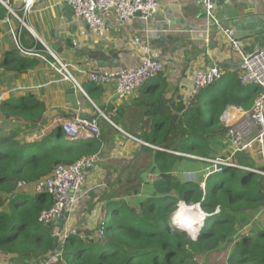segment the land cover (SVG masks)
I'll return each mask as SVG.
<instances>
[{"label": "trees", "instance_id": "trees-1", "mask_svg": "<svg viewBox=\"0 0 264 264\" xmlns=\"http://www.w3.org/2000/svg\"><path fill=\"white\" fill-rule=\"evenodd\" d=\"M6 12L0 3V16ZM15 52L5 67L18 74L38 62ZM202 93L186 109L179 105V116L159 119L161 129L143 132V141L168 150L148 148L154 174L134 180L124 188L126 194L106 193L95 226L76 228L56 241L58 221L46 225L37 220L40 210L50 206V196L27 194L19 186L33 185L58 164L96 153L101 138L67 140L57 125L54 132L26 141L35 125H45L43 102L33 95L0 99V256L13 255L22 264H39L51 254H58L52 264H264V223L253 220L264 212V178L239 168H224L199 181L178 177L179 162L198 159L170 151L212 158L217 144L224 147L226 132L218 116L231 100L220 96L209 104ZM179 201L199 203L207 215L195 240L171 221Z\"/></svg>", "mask_w": 264, "mask_h": 264}, {"label": "crops", "instance_id": "crops-1", "mask_svg": "<svg viewBox=\"0 0 264 264\" xmlns=\"http://www.w3.org/2000/svg\"><path fill=\"white\" fill-rule=\"evenodd\" d=\"M159 2L156 13L145 21L134 18L120 25L114 14L109 13L110 31L101 36L95 35L82 18L72 14L66 0H34L26 11L22 8L23 0H11L16 15L6 10L0 16V99L33 95L45 106V125L41 129L35 125L28 133L31 140L54 132L61 120L71 117L91 118L100 129L97 151L100 160L88 170L86 183L77 193L76 202L56 223L54 233L61 232L60 236L71 226H95L102 196L112 192L119 194L120 190L135 184L134 180L141 178L140 173L146 174V178L154 174L150 147L142 146L125 133L142 140L143 132L163 127V124L157 126V122L164 120L165 115L175 113L179 116L176 108L184 105L192 95L196 70L216 66L226 71L222 79L202 89L200 97L206 103L224 96L231 100L224 108H246L260 92L256 85L241 86L238 83L234 71L239 54L224 35L212 30L201 0ZM214 13L220 21L219 26L235 30L245 52H253L264 45V0H214ZM17 34L25 47L35 48L41 55L35 57L36 64L20 74L5 67L6 60L13 55L11 51H15L13 35ZM208 35L213 39L212 46L206 49L213 55L212 66L208 65L202 50ZM135 37L162 50L165 69L162 74L144 82L135 95L118 102L111 84L90 83L85 71L97 68L96 61L100 58V64L105 65L103 68H112L108 67L110 65L117 69L137 67L139 48ZM58 62L67 66L85 94L49 65L53 63L58 67ZM83 86H92V89L85 91ZM103 129L108 132V137H104ZM212 140L209 141L214 145ZM217 145L215 155L230 150L227 140L223 141L224 147ZM233 160L239 165H260L257 148L238 152Z\"/></svg>", "mask_w": 264, "mask_h": 264}, {"label": "built area", "instance_id": "built-area-1", "mask_svg": "<svg viewBox=\"0 0 264 264\" xmlns=\"http://www.w3.org/2000/svg\"><path fill=\"white\" fill-rule=\"evenodd\" d=\"M34 0H23L22 8L26 11ZM72 14L82 18L90 30L97 36L104 35L110 31L111 23L107 15L114 14L117 22L126 24L134 18L147 20L152 17L160 6L159 0H66ZM0 3L12 14L16 15L11 6V0H0ZM206 15L209 17V25L212 30L221 33L227 39L228 44L239 54V62L234 71L235 78L241 86L256 85L260 92L251 104L246 108H235L229 106L221 110L218 122L224 128L226 140L230 145V155L221 158H202L212 166L211 172H221L225 167L247 170L252 174L264 178V45L253 52H245L242 42L235 30L230 27L219 26V19L214 13V0H201ZM134 32V31H133ZM134 41L139 48V65L137 67L125 68H94L85 71L88 82L97 85L113 86V96L116 101L121 102L132 97L138 88L147 80L162 74L165 66L162 62V50L153 48L147 41L135 37ZM15 50L23 56L41 57L35 48H27L20 42L19 36L13 35ZM78 47L81 44L75 43ZM54 69L62 75L64 80H70L80 89L75 78L69 72L66 65L58 62ZM226 71L220 67L201 68L193 74V92L185 101L183 109L190 104L193 98L202 89L225 76ZM100 115L102 113L100 112ZM63 135L68 140L98 138L100 129L95 120L71 117L60 121ZM130 138L137 140L131 135ZM140 143H146L138 140ZM257 148L260 157V165L248 167L230 161L231 156L242 151ZM100 160L98 153L83 155L70 164H58L50 174L43 177L34 184L36 192H45L51 198V205L40 210L37 220L43 224H54L63 218L64 212L71 209L77 200V193L86 182V172ZM76 229L70 227L63 232L67 238L75 234ZM60 233H55L59 235ZM103 230H99L97 236L101 237ZM58 259V254H51L43 259L40 264H52Z\"/></svg>", "mask_w": 264, "mask_h": 264}, {"label": "rangeland", "instance_id": "rangeland-1", "mask_svg": "<svg viewBox=\"0 0 264 264\" xmlns=\"http://www.w3.org/2000/svg\"><path fill=\"white\" fill-rule=\"evenodd\" d=\"M7 10V9H6ZM8 11V10H7ZM19 39H20V37H19ZM21 42V41H20ZM22 44V43H21ZM14 45V44H13ZM23 45V44H22ZM24 46V45H23ZM14 48H15V46H14ZM27 48H30V47H27ZM62 121V120H61ZM58 125H60V122H59V124ZM61 126V125H60ZM104 130V137H108V135H107V131H106V129H103ZM104 137H102V139L104 140ZM32 139V136H29V135H27L26 137H25V140L26 141H32L31 140ZM228 142V141H227ZM229 144V143H228ZM210 146H213V148L215 149L216 147H215V145H212L211 143H210ZM218 146V145H217ZM230 146V145H229ZM231 152V151H230ZM230 152H225L224 154H218V155H215V156H213L212 158H216V157H221V158H225V157H227V156H229L230 155ZM237 153H235V154H233L232 156H231V159L229 160V162L230 161H234L233 159H234V157H235V155H236ZM182 162H183V164L181 163V162H179L180 163V166L177 168L178 170H176V171H178L177 173H178V177L182 180V181H185V180H190V179H195V180H197V181H199L200 180V178L204 175V177L206 178L208 175H209V170L211 169L210 168V166H209V164L208 163H206V162H203V161H194V160H188V159H183L182 160ZM258 163L260 164V157H259V161H258ZM248 167H254V166H252V165H249L248 164ZM225 168H231V167H225ZM126 176H128L129 174H125ZM140 176H141V178H144V180L146 181V174H144V173H140ZM201 186H202V184H201ZM19 189L21 190V191H23V192H26L27 194H33L34 193V187H33V185H20L19 186ZM120 192H121V194L123 195V194H126L127 192H126V190L125 189H122V190H120ZM192 203H190V204H187V203H184L183 201H179L178 202V204H177V208H176V210H178L180 207H181V205H184V206H187V207H190V208H192L191 210L194 212V213H196L197 214V212H196V205H194L193 207H191L192 205H191ZM202 212H203V210L202 209H200ZM98 211V210H97ZM204 213V212H203ZM264 214V212H259L258 214H256L254 217H253V220H258V221H260V223H264V219H263V217H262V215ZM207 217V215L205 216V218ZM200 224L202 225V223L200 222ZM198 225V228H201V225ZM176 225V224H175ZM197 228V229H198ZM183 230L189 235V233L183 228ZM190 236V235H189ZM197 236V235H196ZM61 238L63 239L64 237H63V234H62V236H61ZM212 257V255H210V258ZM209 258V259H210ZM0 264H22L21 262H20V260L18 259V258H15L13 255H3V256H0ZM40 264V263H39Z\"/></svg>", "mask_w": 264, "mask_h": 264}, {"label": "clouds", "instance_id": "clouds-1", "mask_svg": "<svg viewBox=\"0 0 264 264\" xmlns=\"http://www.w3.org/2000/svg\"><path fill=\"white\" fill-rule=\"evenodd\" d=\"M36 57V56H35ZM100 112V111H99ZM183 112V110L181 111V113ZM100 115V114H99ZM92 120V119H91ZM126 135H129V134H127V133H125ZM132 136V135H131ZM99 137H100V135H99ZM98 137V138H99ZM134 138H136L135 136H133ZM65 138V137H64ZM98 138H94V139H98ZM90 139H92V138H90ZM132 139V138H131ZM137 140H135V139H133V140H135V141H137L139 144H141L142 146H145L146 148H148V147H150L151 149H160V150H162V151H168V150H163V149H161V148H159V147H157V146H155V145H152V144H150V143H147V142H145V141H143V140H141V139H139V138H136ZM68 140V139H67ZM138 140H140V141H142V142H144V143H146L147 145H145V144H142V143H140ZM170 152H172V153H174V154H178V155H184V156H186V157H189V158H193V159H198V160H201L200 159V157L199 156H197V155H192V154H183V153H179V152H175V151H170ZM96 153H98V152H96ZM91 154H93V153H91ZM99 154V153H98ZM88 155V154H87ZM100 157V156H99ZM202 158H210V157H202ZM201 161H204V160H201ZM204 162H206V163H208L209 164V166H210V170H209V174L210 173H214V172H211L212 171V166H211V164L209 163V162H207V161H204ZM95 166V165H94ZM92 168V167H91ZM88 172V171H87ZM87 172H86V174H87ZM51 173V172H50ZM49 173V174H50ZM219 173V172H218ZM47 176V175H46ZM203 178H205L204 176H203ZM86 183V182H85ZM35 184V183H34ZM34 184H33V187H34ZM83 187V186H82ZM201 187H203V184H202V186ZM34 192H36L35 190H34ZM79 192V191H78ZM51 205V204H50ZM192 206L191 207H193L194 205H198L199 207H200V205H199V203H194V204H191ZM201 208V207H200ZM67 211V210H66ZM65 211V212H66ZM176 211V210H175ZM174 211V212H175ZM216 211L218 212L219 211V209H216ZM65 212H64V214H65ZM174 212H173V214H172V216H171V221H172V223L175 225L176 224V226L178 227V228H181L182 230H183V228L189 233V235H190V237H191V239L192 240H195L196 239V235H198V232H199V230H200V228H198L197 229V227H194V225H199L200 224V222L202 223V225H203V223H204V220H205V216H206V213L204 212H200L197 216H195V217H184V216H182V215H180V213L178 212L176 215H179V222H180V224H178V223H176L175 222V220H176V216H174ZM38 216V215H37ZM63 217H64V215H63ZM63 219V218H62ZM61 219V220H62ZM58 221H60V220H58ZM201 225V224H200ZM201 225V226H202ZM71 227H74V226H71ZM70 228V227H69ZM68 228V229H69ZM75 228V227H74ZM68 229H65V230H68ZM76 229V228H75ZM65 230H63V232L65 231ZM63 232H62V234H63ZM59 233V232H58ZM60 234H61V232H60ZM60 234L59 235H55V233H54V236H56L57 238L58 237H61L60 236Z\"/></svg>", "mask_w": 264, "mask_h": 264}, {"label": "water", "instance_id": "water-1", "mask_svg": "<svg viewBox=\"0 0 264 264\" xmlns=\"http://www.w3.org/2000/svg\"><path fill=\"white\" fill-rule=\"evenodd\" d=\"M67 7L68 8H70V6H69V4H67ZM219 33V32H218ZM221 34V33H220ZM222 35V34H221ZM210 36H212V35H208V39H207V44L202 48V50H203V53L206 55V60H207V62H208V65H210V66H212L213 65V63L210 61L211 59H213V55H211L209 52H207V48H209L210 46H212V43H213V39L212 38H210ZM101 59V58H100ZM100 59L98 60L97 59V61H96V63H97V68H103L105 65H102V64H100ZM111 61H113V60H111ZM114 63V62H113ZM108 67H112V68H114V66L113 65H110V66H108ZM84 119H86V120H91V118H87V117H85ZM56 239H57V237L56 236H54V240L56 241Z\"/></svg>", "mask_w": 264, "mask_h": 264}, {"label": "bare ground", "instance_id": "bare-ground-1", "mask_svg": "<svg viewBox=\"0 0 264 264\" xmlns=\"http://www.w3.org/2000/svg\"><path fill=\"white\" fill-rule=\"evenodd\" d=\"M196 207V213H194L190 208V207H187V206H184L182 205L178 210H176L174 212V216H176V220L175 222L180 224L179 222V215H176L178 212L180 213V215L184 216V217H195L197 216L200 212H202L200 209V207L198 205L195 206ZM181 225V224H180ZM198 225H194V227H197Z\"/></svg>", "mask_w": 264, "mask_h": 264}]
</instances>
